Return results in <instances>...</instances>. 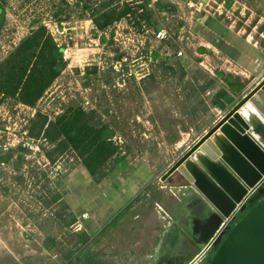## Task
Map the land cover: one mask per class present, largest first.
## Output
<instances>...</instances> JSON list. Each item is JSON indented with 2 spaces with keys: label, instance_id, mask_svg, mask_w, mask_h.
Returning a JSON list of instances; mask_svg holds the SVG:
<instances>
[{
  "label": "rangeland",
  "instance_id": "1",
  "mask_svg": "<svg viewBox=\"0 0 264 264\" xmlns=\"http://www.w3.org/2000/svg\"><path fill=\"white\" fill-rule=\"evenodd\" d=\"M114 8L131 11L98 29L94 15ZM40 24L67 66L34 108L0 97V264H125L151 253L137 241L154 244L166 226L161 178L218 121L215 94L249 91L263 74L264 0H0V63ZM233 35L262 62L227 61L214 44ZM69 107L85 110L110 155L47 157L53 147L32 136L31 120ZM127 196V209L111 213ZM102 205L114 219H102Z\"/></svg>",
  "mask_w": 264,
  "mask_h": 264
},
{
  "label": "water",
  "instance_id": "2",
  "mask_svg": "<svg viewBox=\"0 0 264 264\" xmlns=\"http://www.w3.org/2000/svg\"><path fill=\"white\" fill-rule=\"evenodd\" d=\"M215 101L218 121L161 180L179 173L210 203L215 212L206 228L209 239L225 219L232 223L206 264H264V77L249 91L220 90ZM238 209L243 215L232 219Z\"/></svg>",
  "mask_w": 264,
  "mask_h": 264
},
{
  "label": "trees",
  "instance_id": "3",
  "mask_svg": "<svg viewBox=\"0 0 264 264\" xmlns=\"http://www.w3.org/2000/svg\"><path fill=\"white\" fill-rule=\"evenodd\" d=\"M116 11L117 8H114L100 16L95 14L93 22L96 27L103 29L115 19L129 14L131 9H126L122 14H117ZM213 29L214 33L220 37L219 39L225 38L228 33V30L221 28L218 24ZM244 43L238 39L234 46L235 49L223 48L218 42L214 46L226 58L238 63ZM66 66L62 48L57 45L49 29L44 24H40L0 63V97L14 99L21 105L34 108ZM195 91L198 90L193 92ZM90 120L81 107H69L54 120H49L46 115L37 112L31 120L30 133L34 137L42 136L52 145L53 148L47 153L51 161L72 149L77 152L82 162L84 160L88 164L85 158L86 153H90L92 160H97L100 157H107L112 152L108 144L101 140L98 128L94 124H89ZM37 129L39 131L35 133ZM260 199L261 196H257L253 203L248 204L247 210ZM242 215L239 213L236 220ZM231 227L232 223L227 231Z\"/></svg>",
  "mask_w": 264,
  "mask_h": 264
},
{
  "label": "crops",
  "instance_id": "4",
  "mask_svg": "<svg viewBox=\"0 0 264 264\" xmlns=\"http://www.w3.org/2000/svg\"><path fill=\"white\" fill-rule=\"evenodd\" d=\"M238 39L245 42L243 44L240 60L236 63L223 55L227 61L238 67L244 65L242 60L250 61L249 63L251 64L252 62H262L260 57L263 52H261V50L259 51L256 47L249 46L248 42L239 38V36L233 35V38H231L225 47L235 49L234 46ZM249 68V70H252V67ZM246 72L250 71L247 70ZM252 72H256V69ZM263 77L264 72L260 78L257 79L258 81L254 83L253 87ZM226 92L228 94L233 93L229 90ZM218 118L219 117L217 116V119ZM216 120L214 122H216ZM209 129H207V131ZM161 182H165V188L163 187V190L165 189V197L161 206L165 209L169 218L166 219V226L163 227L162 232L158 235L159 238L154 244L148 235H145L143 241H137L138 246L143 245L145 250L150 248L152 250L151 253L139 251L138 255L125 258L123 260L125 264H192L210 240L207 236L206 228L214 222L212 216L214 214L213 212H215L210 203L192 185L187 183L179 173H175L166 181L161 180ZM129 199L130 196L125 197V200L127 201L126 203L121 199L117 201L118 209L114 206H110V210H112L111 213H114L115 210L117 212L115 215H118L126 210L128 204L132 201H129ZM100 211L102 219L107 218L108 215H112L107 212L109 210L105 212L103 205L101 206ZM115 215H112L111 219H114ZM111 219L109 218L107 221L104 220L99 226L95 227L94 230L97 233L105 231V226L109 224ZM114 264L123 263L119 261Z\"/></svg>",
  "mask_w": 264,
  "mask_h": 264
},
{
  "label": "built area",
  "instance_id": "5",
  "mask_svg": "<svg viewBox=\"0 0 264 264\" xmlns=\"http://www.w3.org/2000/svg\"><path fill=\"white\" fill-rule=\"evenodd\" d=\"M188 6L192 9H195V11H201V7H202V4L200 5H196L194 3H190L188 4ZM157 39L159 40H164V39H167L168 37V33L161 29L157 32ZM182 52L181 51H178V53L176 52V54L174 55H178L177 57H181L182 55ZM126 58H123V61L126 62ZM240 209V208H239ZM239 209L237 211H235V213L231 216V218H235L237 217V215L240 213L239 212ZM84 219L88 218V214H83L82 215ZM228 219H225L221 225L219 226L218 230L215 232V234L213 235L212 238H210L209 242L207 243V245L203 248L202 252L200 253V255L196 258V260H207L210 258V256L212 255L213 251L216 249V243H217V240H218V237L220 236V234L222 232H224L225 230L227 231L228 229V226L230 225V223L227 221ZM195 260V261H196ZM194 261V262H195Z\"/></svg>",
  "mask_w": 264,
  "mask_h": 264
},
{
  "label": "bare ground",
  "instance_id": "6",
  "mask_svg": "<svg viewBox=\"0 0 264 264\" xmlns=\"http://www.w3.org/2000/svg\"><path fill=\"white\" fill-rule=\"evenodd\" d=\"M206 149H209V147H206Z\"/></svg>",
  "mask_w": 264,
  "mask_h": 264
}]
</instances>
